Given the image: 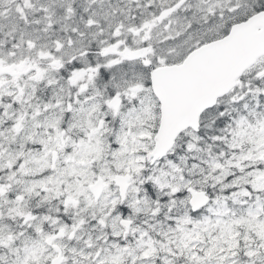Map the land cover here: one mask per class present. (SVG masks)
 <instances>
[{"label": "snow or ice", "instance_id": "obj_1", "mask_svg": "<svg viewBox=\"0 0 264 264\" xmlns=\"http://www.w3.org/2000/svg\"><path fill=\"white\" fill-rule=\"evenodd\" d=\"M0 264H264V0H0Z\"/></svg>", "mask_w": 264, "mask_h": 264}]
</instances>
